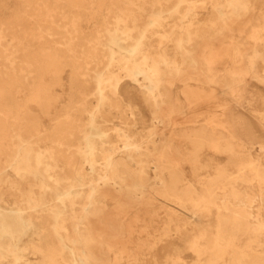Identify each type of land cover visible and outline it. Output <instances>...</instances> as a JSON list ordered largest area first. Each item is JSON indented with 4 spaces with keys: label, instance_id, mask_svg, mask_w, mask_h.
Listing matches in <instances>:
<instances>
[{
    "label": "bare ground",
    "instance_id": "obj_1",
    "mask_svg": "<svg viewBox=\"0 0 264 264\" xmlns=\"http://www.w3.org/2000/svg\"><path fill=\"white\" fill-rule=\"evenodd\" d=\"M254 11L21 0L0 22V264H264V115L240 105L249 79L264 86V6ZM219 46L250 76L224 68ZM186 71L195 99L232 97L221 119L187 120L191 101L173 90ZM154 227L177 248L145 251Z\"/></svg>",
    "mask_w": 264,
    "mask_h": 264
},
{
    "label": "rangeland",
    "instance_id": "obj_2",
    "mask_svg": "<svg viewBox=\"0 0 264 264\" xmlns=\"http://www.w3.org/2000/svg\"><path fill=\"white\" fill-rule=\"evenodd\" d=\"M253 2V10L254 13H257L259 11V8L262 6H264V0H252ZM20 4H21V0H0V22L1 21H8L9 19L13 18L15 15H17L19 13L20 10ZM98 23H102L101 18L98 20ZM30 29L33 28V25H27ZM81 26L83 27V33L84 35L87 36H92L94 34V26L91 25L90 23H88L86 20L82 21ZM34 33V31H32ZM217 52L219 53V58H225V49L223 48V46H219L217 48ZM224 68L227 69H242V73L246 75V77H249L250 74L247 71L246 66L243 63L240 62H234L231 60H228L225 58V63L223 64ZM223 66H219L218 70H215L214 74L215 75H221L224 72H221L220 70L223 68ZM221 67V68H220ZM223 68V69H224ZM70 70L68 69L66 71V77L69 75ZM258 75H263L264 74V67L262 64H259L258 66V70H257ZM197 74L193 73V72H187L185 73V82H180L177 83V86L173 88L176 96L180 99V100H190V102H188L187 108L190 109L189 115L187 116V120H201L203 118H208L211 120H218L222 118V111L223 108L225 107V105L228 104L229 100H232V97H227L224 98L223 95L217 94V89L216 88H207V90H205L208 93H210L207 96L202 95L204 92L201 93V95L198 97V99H195L192 95H191V91H195L197 89V86L195 84V82L192 80L193 78H196ZM248 82L251 84L250 88L251 91H253L251 94H242L241 95V100H240V105L241 107H253L255 110L253 111V114L256 117L262 116L264 115V86L257 81V79L255 78H251L248 80ZM190 85V86H187ZM215 89V90H214ZM217 90V91H216ZM213 92L215 94H213ZM214 98V101H210L209 100L211 98ZM140 108H141V112L144 116L147 117L148 112L147 110L144 108L145 106L140 102L139 103ZM229 105V104H228ZM251 105V106H250ZM86 106L88 108H90L92 106V101H86ZM32 111L37 114L38 111L36 110V108L32 107ZM181 122L184 120L183 118H180ZM255 121V120H254ZM54 126L52 125V123L44 120L43 121V130H44V135L47 136L48 132H50V130L53 128ZM263 135V134H262ZM260 136V139L262 141H264V136ZM77 141L75 140L74 142H72L73 147L75 148L77 146ZM120 145L119 142H114L112 144V146H118ZM52 143H45L44 142V147L46 149L51 148ZM60 167V166H58ZM56 171V170H55ZM33 176H30L28 178V186L34 185V180H33ZM2 192H6V190H3ZM159 204V202H158ZM162 229L159 227H154L151 234L149 236H144L142 237V242H144V250L148 251L149 247H152L154 244H160L164 247H171L172 248H177V245L172 244V240L171 241H166L164 239L161 238V231ZM37 237L36 234H30L29 237H26L25 240H35ZM171 243V244H170ZM163 249V248H162ZM160 249V250H162ZM185 260L190 262L192 260L191 256L189 254L185 255ZM163 262L164 259H160V262Z\"/></svg>",
    "mask_w": 264,
    "mask_h": 264
}]
</instances>
